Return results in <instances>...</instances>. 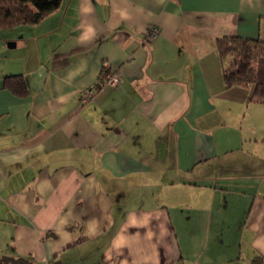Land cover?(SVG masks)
Listing matches in <instances>:
<instances>
[{"label":"crops","instance_id":"0c3cea01","mask_svg":"<svg viewBox=\"0 0 264 264\" xmlns=\"http://www.w3.org/2000/svg\"><path fill=\"white\" fill-rule=\"evenodd\" d=\"M15 27L0 30V264H196L183 242L225 239L229 192L232 207L252 196L237 232L264 257V168L243 126L264 104L225 85L215 45L264 40V0H64ZM110 72L121 81L96 88Z\"/></svg>","mask_w":264,"mask_h":264},{"label":"trees","instance_id":"16d2710c","mask_svg":"<svg viewBox=\"0 0 264 264\" xmlns=\"http://www.w3.org/2000/svg\"><path fill=\"white\" fill-rule=\"evenodd\" d=\"M64 0H0V30L19 25H34L58 10ZM223 66L227 87H250V102L264 104V40L239 35H223L215 41ZM101 82L95 83L100 86ZM3 86L24 92L25 81L21 76H5ZM97 88V87H96ZM251 264H264V257L254 255Z\"/></svg>","mask_w":264,"mask_h":264},{"label":"rangeland","instance_id":"374dc122","mask_svg":"<svg viewBox=\"0 0 264 264\" xmlns=\"http://www.w3.org/2000/svg\"><path fill=\"white\" fill-rule=\"evenodd\" d=\"M19 28L15 27L12 31L7 32V34H14ZM103 81V80H102ZM260 112L258 115H260V118H256V121L252 120H244L243 126L247 129H250V127L253 128L256 135H258L259 140L256 144H254V150H252V153L254 154L255 160L260 163V166L264 168V106H262V110H259ZM251 182V181H250ZM248 180H245V182L241 183V187H246L247 190H251L252 186ZM255 186L261 185V192L264 193V176L260 178H256L255 181H253ZM233 186V185H232ZM251 193H254V191H250ZM230 193V198L228 197L229 201V207L222 208L221 212H227L228 213V220L229 223L226 225V228H223V237L225 239L223 240H216L213 238H210L209 240L199 237V239L193 240L188 239V241L192 242V245L186 247L185 241L183 242V245H185V253L188 255H192V262L193 260L196 262V264H207L208 256L207 253L209 251L213 252L215 254V264H250L251 258L254 256L253 251L250 249V241L247 237V233H245L247 239H243V241H239V235L237 230L239 229L238 221L242 218V216H246L248 214L249 206L251 197L248 194V200L246 202L240 203V206H244L241 208L232 207L231 200H236L241 202L242 200L233 192ZM238 193V192H236ZM240 194V193H239ZM224 200V197L216 196L215 200ZM216 206H218V210L220 211L221 208L219 207L217 202H214ZM245 204V205H243ZM216 210V209H213ZM201 211L200 213H202ZM244 215H243V213ZM215 217V215L213 216ZM192 219V220H190ZM200 215L194 214L190 217H188L186 220V225L183 224L188 231L192 229V224L198 225L200 222ZM237 221V222H236ZM207 222L203 223V226L205 227ZM219 226H221L219 224ZM239 231V230H238ZM194 234V233H193ZM241 244V245H240ZM226 255L228 261L224 262V256Z\"/></svg>","mask_w":264,"mask_h":264},{"label":"built area","instance_id":"2783aa9c","mask_svg":"<svg viewBox=\"0 0 264 264\" xmlns=\"http://www.w3.org/2000/svg\"><path fill=\"white\" fill-rule=\"evenodd\" d=\"M157 33V28L153 27L149 32L150 36H154ZM121 81L120 74L115 72H110L105 75V78L102 81L103 85L115 86ZM85 98H90L93 95V87H89L85 90Z\"/></svg>","mask_w":264,"mask_h":264}]
</instances>
